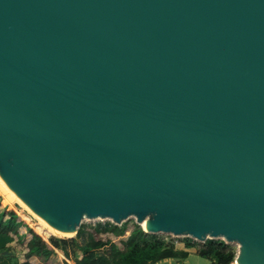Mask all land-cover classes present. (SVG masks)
I'll use <instances>...</instances> for the list:
<instances>
[{"label":"water","instance_id":"1","mask_svg":"<svg viewBox=\"0 0 264 264\" xmlns=\"http://www.w3.org/2000/svg\"><path fill=\"white\" fill-rule=\"evenodd\" d=\"M0 176L264 264V0H0Z\"/></svg>","mask_w":264,"mask_h":264},{"label":"trees","instance_id":"2","mask_svg":"<svg viewBox=\"0 0 264 264\" xmlns=\"http://www.w3.org/2000/svg\"><path fill=\"white\" fill-rule=\"evenodd\" d=\"M133 222L130 230L126 222L121 225L112 222L83 224L78 235L86 232L91 240L81 246L76 241L54 237L37 224L33 226L0 194V264H154L170 258L187 259L190 251L212 264H230L235 259V248L223 240H207L201 246L190 238L178 244L166 242ZM22 227L30 237L20 232ZM13 244L21 249L22 259L8 250ZM69 245L80 251V255L72 258Z\"/></svg>","mask_w":264,"mask_h":264},{"label":"rangeland","instance_id":"3","mask_svg":"<svg viewBox=\"0 0 264 264\" xmlns=\"http://www.w3.org/2000/svg\"><path fill=\"white\" fill-rule=\"evenodd\" d=\"M0 194L5 197L6 199L10 200L11 204L16 206L21 212H22V216H24V219L26 221H28L30 224H32L33 226L35 224H37L38 226H41L42 228H44L48 233H50L51 235H53L54 237H57V238H60V239H64V240H67L68 242L70 241H76L79 245L81 246H84L86 245L90 240L91 238L89 237V234H87L86 232H84V234L82 235H78V231L77 232H74V234L72 235H58V234H53L49 228H47L46 226L43 225V223L40 221V219L38 217H36L32 212H30L27 208H25L16 198L15 196L7 190L6 187H4L3 184H1L0 182ZM135 221L134 219H130L128 221H126L127 223V229L130 230L133 228V224ZM106 223V222H111L109 220H89V219H85L83 220L82 222V225H95V224H98V223ZM46 227V228H45ZM20 232L22 234H27V237H30V234L27 233V229L25 227H22L20 228ZM159 239L161 240H164L166 242H174L176 244L178 243H181L182 241H184V239H186V237H173L171 235H165V234H160V235H157ZM118 241V239L116 240ZM118 243V242H117ZM205 243V242H204ZM204 243H200V246ZM69 250H70V254L72 256V258H75V256H79L80 255V251H78L77 249L73 248L72 246L69 245ZM8 250L13 254L14 257H19V259H22V257L20 256L21 255V249L16 247L14 244L13 245H10L8 247ZM13 257V258H14ZM58 259V258H57ZM32 261L35 263L36 260L35 259H32ZM194 259L192 260V263L190 264H207L206 262H201V263H195L193 262ZM71 264H74V262H71Z\"/></svg>","mask_w":264,"mask_h":264},{"label":"crops","instance_id":"4","mask_svg":"<svg viewBox=\"0 0 264 264\" xmlns=\"http://www.w3.org/2000/svg\"><path fill=\"white\" fill-rule=\"evenodd\" d=\"M194 259L193 262L201 263V262H206L207 264H212V261L202 258L195 251H190L189 256L187 259H177V258H170V259H164L161 260L157 263L154 264H190L192 263V260Z\"/></svg>","mask_w":264,"mask_h":264},{"label":"bare ground","instance_id":"5","mask_svg":"<svg viewBox=\"0 0 264 264\" xmlns=\"http://www.w3.org/2000/svg\"><path fill=\"white\" fill-rule=\"evenodd\" d=\"M0 182H1V184H3L4 185V187H6L7 188V190L8 191H10L9 190V188L7 187V185L5 184V182L2 180V178H1V176H0ZM11 192V191H10ZM12 193V192H11ZM13 194V193H12ZM14 196H15V198L25 207V208H27L28 209V207H27V205L23 202V201H21L15 194H13ZM35 216L36 217H38L39 219H40V221L43 223V225L44 226H46L47 228H49V230L53 233V234H58V235H72V234H74V232H71V231H60V230H57L56 228H53L52 226H50L47 222H45V220H43L42 218H40L39 216H37L36 214H35ZM145 224L146 223H144L143 224V226L145 227ZM45 227V228H46ZM237 264H243L242 263V261L239 259V257L237 258Z\"/></svg>","mask_w":264,"mask_h":264},{"label":"built area","instance_id":"6","mask_svg":"<svg viewBox=\"0 0 264 264\" xmlns=\"http://www.w3.org/2000/svg\"><path fill=\"white\" fill-rule=\"evenodd\" d=\"M226 244H228V243H226ZM229 245L233 246L235 248V251H236L235 259L230 264H237V258H238V255H239V249H240V247H239L238 244H229Z\"/></svg>","mask_w":264,"mask_h":264}]
</instances>
